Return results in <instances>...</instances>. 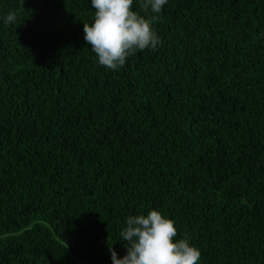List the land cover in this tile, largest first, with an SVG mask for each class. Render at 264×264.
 <instances>
[{
	"label": "trees",
	"instance_id": "1",
	"mask_svg": "<svg viewBox=\"0 0 264 264\" xmlns=\"http://www.w3.org/2000/svg\"><path fill=\"white\" fill-rule=\"evenodd\" d=\"M94 15L0 0V264H113L153 209L199 264H264V0H169L162 46L117 71Z\"/></svg>",
	"mask_w": 264,
	"mask_h": 264
},
{
	"label": "clouds",
	"instance_id": "2",
	"mask_svg": "<svg viewBox=\"0 0 264 264\" xmlns=\"http://www.w3.org/2000/svg\"><path fill=\"white\" fill-rule=\"evenodd\" d=\"M136 2L90 0L95 15L92 23H84V40L98 63L107 69L117 71L138 52L162 46L153 20L164 12L169 0H143V7L151 10L152 18L135 11ZM3 19L5 24L12 25L17 16L9 12ZM119 235V240L126 242L127 254L121 258L115 247H110L113 264H199L202 257L190 238L176 239L175 221L157 209L129 215Z\"/></svg>",
	"mask_w": 264,
	"mask_h": 264
}]
</instances>
